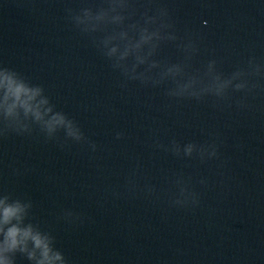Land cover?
Segmentation results:
<instances>
[{
    "label": "water",
    "instance_id": "water-1",
    "mask_svg": "<svg viewBox=\"0 0 264 264\" xmlns=\"http://www.w3.org/2000/svg\"><path fill=\"white\" fill-rule=\"evenodd\" d=\"M0 264H264V0H0Z\"/></svg>",
    "mask_w": 264,
    "mask_h": 264
},
{
    "label": "clouds",
    "instance_id": "clouds-1",
    "mask_svg": "<svg viewBox=\"0 0 264 264\" xmlns=\"http://www.w3.org/2000/svg\"><path fill=\"white\" fill-rule=\"evenodd\" d=\"M27 89L23 88L22 86H18L14 89V95L16 96L17 99L20 98L21 94H26L27 93ZM29 99H31V96H29ZM25 105L27 106V102H25ZM18 212L17 208L14 207H7L3 210V216H4V220L5 222L9 221L12 217L16 216ZM18 235H20L19 229L13 227L10 228L6 234V240L8 243V247L9 248H15L17 245V237ZM30 235L29 232H24L23 236L24 237H28ZM34 242L36 247L40 248V247H44L45 249V255H47V245H45L43 243V241L40 239L39 236H32L31 237Z\"/></svg>",
    "mask_w": 264,
    "mask_h": 264
}]
</instances>
